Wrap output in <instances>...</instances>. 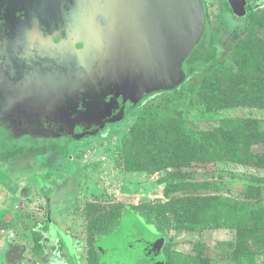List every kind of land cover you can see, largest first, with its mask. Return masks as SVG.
<instances>
[{
  "label": "rangeland",
  "instance_id": "obj_1",
  "mask_svg": "<svg viewBox=\"0 0 264 264\" xmlns=\"http://www.w3.org/2000/svg\"><path fill=\"white\" fill-rule=\"evenodd\" d=\"M249 1L253 13L238 19ZM204 4L210 35L183 60L195 68L190 76L219 65L195 89L141 103L67 157L0 159V264H94L97 239L126 212L160 237L165 264H264V168L181 161L201 134L221 128L246 135L264 163V0ZM214 47L218 57L206 63ZM134 86L116 96L130 97ZM243 99L250 102L235 103Z\"/></svg>",
  "mask_w": 264,
  "mask_h": 264
},
{
  "label": "flooded vegetation",
  "instance_id": "obj_2",
  "mask_svg": "<svg viewBox=\"0 0 264 264\" xmlns=\"http://www.w3.org/2000/svg\"><path fill=\"white\" fill-rule=\"evenodd\" d=\"M97 10L93 0H0V158L69 156L72 146L112 126L104 106L127 98L116 92L139 81L128 80L105 97L82 84L94 64L98 71L94 55L103 25ZM162 70L140 73L145 80ZM96 249L94 264L166 263L160 237L130 214L97 239Z\"/></svg>",
  "mask_w": 264,
  "mask_h": 264
},
{
  "label": "water",
  "instance_id": "obj_3",
  "mask_svg": "<svg viewBox=\"0 0 264 264\" xmlns=\"http://www.w3.org/2000/svg\"><path fill=\"white\" fill-rule=\"evenodd\" d=\"M93 1L101 15L103 41L97 57L93 54L98 71L94 64L82 84L103 97L128 80L143 81L146 70L160 71L182 61L205 32L202 0ZM129 214L141 223L132 212L124 217Z\"/></svg>",
  "mask_w": 264,
  "mask_h": 264
},
{
  "label": "trees",
  "instance_id": "obj_4",
  "mask_svg": "<svg viewBox=\"0 0 264 264\" xmlns=\"http://www.w3.org/2000/svg\"><path fill=\"white\" fill-rule=\"evenodd\" d=\"M243 6L242 14H235L238 19L246 18L248 15L253 13V7L249 4ZM231 11V8H230ZM264 11V10H263ZM206 12V10H205ZM207 22L204 32V36L201 42L207 35H210V24L208 22V16L206 14ZM247 21V19H246ZM262 33V39L264 41V30ZM200 42V43H201ZM192 53V52H191ZM218 57V49L216 47L210 49L207 53L206 63H211ZM219 65V62H214L210 67L206 68L197 76H190L195 72V68L189 66L186 60H182L172 66L171 68H165L155 78L146 79L140 81L138 86L135 88V92L125 99H119L117 104L112 107H105V117L107 118V124H118L124 121L127 114L133 109L144 103L143 108L151 107L156 99L173 94L185 85H189L191 89H195L200 81L206 76L207 73L212 71ZM250 101L238 100L235 103H246ZM105 130V129H104ZM246 135L237 132H228L221 128H216L212 131L205 132L199 137L198 145L188 146L182 156L181 161L183 166H208L217 164L219 162H231L239 165H244L251 168H264V163L257 162L256 156L251 151L250 146L247 144ZM67 157V156H66ZM13 157H1L3 161L11 160ZM125 170L134 171L136 167L135 163H130L128 159H125ZM138 165V163H136ZM140 165V164H139ZM67 159L65 158L63 169L59 173V177H63L66 173ZM148 173H152L147 171ZM254 186L250 189L253 190ZM43 231L49 233V230L44 226ZM58 234H61L57 231ZM61 241L57 242V246H54L59 250L61 248ZM54 248V249H55Z\"/></svg>",
  "mask_w": 264,
  "mask_h": 264
}]
</instances>
